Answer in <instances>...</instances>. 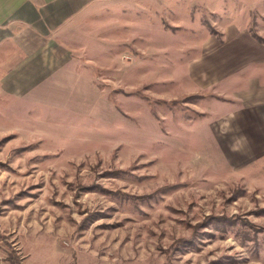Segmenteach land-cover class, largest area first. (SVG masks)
<instances>
[{
  "label": "rangeland",
  "instance_id": "obj_1",
  "mask_svg": "<svg viewBox=\"0 0 264 264\" xmlns=\"http://www.w3.org/2000/svg\"><path fill=\"white\" fill-rule=\"evenodd\" d=\"M216 5L124 0L62 97L0 83V264H264V1Z\"/></svg>",
  "mask_w": 264,
  "mask_h": 264
},
{
  "label": "crops",
  "instance_id": "obj_2",
  "mask_svg": "<svg viewBox=\"0 0 264 264\" xmlns=\"http://www.w3.org/2000/svg\"><path fill=\"white\" fill-rule=\"evenodd\" d=\"M123 1L0 0V83L2 89L9 93L16 90L21 83H33L29 89L31 92L36 93L45 88L46 93H49L47 97L56 98L54 97L56 94L62 97V94L58 92L63 91L64 88L62 86L58 88V84L73 82L75 78L76 80L80 78L79 71L72 67V64L81 60L75 55L88 50L91 39H96L97 45L103 40L107 25L105 16H116L111 13V10L116 12V6ZM173 1L180 3L183 7L189 5L190 8L200 4L201 9L210 13L219 10L216 5L218 2L235 4L253 2V0ZM95 20L97 23L91 25ZM116 23L113 21L109 25L115 29ZM91 27L93 29H90ZM257 33L258 36H254L250 30L245 31L242 42H247L250 47H257L262 54L264 53V36ZM226 35L229 39L231 38L230 32ZM210 36L216 45L215 48H224L225 56H230V52H234L230 47L222 46L225 43V35L222 40L213 35ZM113 39L110 40L114 41ZM235 45L234 48L240 46ZM51 83H53V88ZM51 92L54 96L50 95ZM257 105L259 113L264 117V103L259 102ZM256 109L257 107L255 111ZM263 125L264 122H262V129Z\"/></svg>",
  "mask_w": 264,
  "mask_h": 264
},
{
  "label": "trees",
  "instance_id": "obj_3",
  "mask_svg": "<svg viewBox=\"0 0 264 264\" xmlns=\"http://www.w3.org/2000/svg\"><path fill=\"white\" fill-rule=\"evenodd\" d=\"M7 259L10 261V264H14V262H13L12 258H10V256L7 257Z\"/></svg>",
  "mask_w": 264,
  "mask_h": 264
}]
</instances>
